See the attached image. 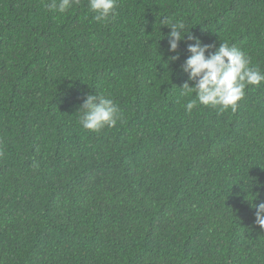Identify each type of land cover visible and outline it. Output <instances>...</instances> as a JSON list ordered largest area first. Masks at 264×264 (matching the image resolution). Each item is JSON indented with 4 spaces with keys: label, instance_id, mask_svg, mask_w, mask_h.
Segmentation results:
<instances>
[{
    "label": "trees",
    "instance_id": "1",
    "mask_svg": "<svg viewBox=\"0 0 264 264\" xmlns=\"http://www.w3.org/2000/svg\"><path fill=\"white\" fill-rule=\"evenodd\" d=\"M45 3L0 0V264H264L244 191L264 203V83L236 112L188 114L191 41L169 61L161 24L264 72V0H118L106 23ZM88 94L122 121L84 130Z\"/></svg>",
    "mask_w": 264,
    "mask_h": 264
},
{
    "label": "clouds",
    "instance_id": "2",
    "mask_svg": "<svg viewBox=\"0 0 264 264\" xmlns=\"http://www.w3.org/2000/svg\"><path fill=\"white\" fill-rule=\"evenodd\" d=\"M79 3L80 0H46L44 6L49 11L65 13ZM87 5L97 22L106 23L117 15L118 0H87ZM161 24L171 29L167 37L168 51L175 55L170 56L169 61L179 59L181 41H191L187 43L189 55L180 66L188 79L179 87L181 96L194 97L185 105L188 114L199 105L218 112H236L239 102L245 97V89L264 83V72L251 64L250 57L241 48L221 42L213 51L214 46L203 44L199 37L192 36L182 20L171 25L161 20ZM78 111L81 112L79 122L82 128L97 134L116 127L118 121L123 119L114 100L103 94H88ZM33 166L39 167L35 161ZM244 191L246 196L250 193L254 196L251 202L247 201L255 209V224L264 229V203H255L258 197L250 187H245Z\"/></svg>",
    "mask_w": 264,
    "mask_h": 264
}]
</instances>
